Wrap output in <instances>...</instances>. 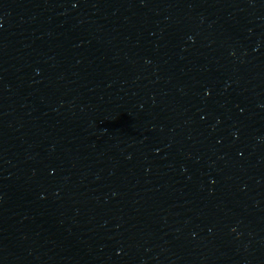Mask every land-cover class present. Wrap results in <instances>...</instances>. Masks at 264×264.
Masks as SVG:
<instances>
[{"label": "water", "instance_id": "1", "mask_svg": "<svg viewBox=\"0 0 264 264\" xmlns=\"http://www.w3.org/2000/svg\"><path fill=\"white\" fill-rule=\"evenodd\" d=\"M0 264H264V0H0Z\"/></svg>", "mask_w": 264, "mask_h": 264}]
</instances>
